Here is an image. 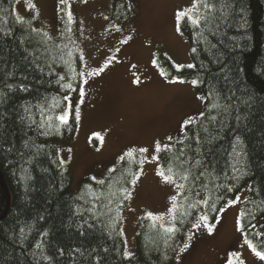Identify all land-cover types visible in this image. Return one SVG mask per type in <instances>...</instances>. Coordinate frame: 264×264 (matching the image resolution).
<instances>
[{"label":"trees","instance_id":"obj_1","mask_svg":"<svg viewBox=\"0 0 264 264\" xmlns=\"http://www.w3.org/2000/svg\"><path fill=\"white\" fill-rule=\"evenodd\" d=\"M15 1L0 0V264H163L144 242L139 256L125 254L124 189L135 170L119 166L102 186L86 180L72 191L54 143L76 130L73 118L58 117L66 96L78 99L81 56L65 38L53 41L31 18L19 19ZM197 3V31L184 27L193 67L176 74L197 81L205 99L202 140L187 161L167 150L162 165L189 191L205 187L210 217L250 183L242 226L264 251V226L253 228L264 217V0Z\"/></svg>","mask_w":264,"mask_h":264},{"label":"rangeland","instance_id":"obj_2","mask_svg":"<svg viewBox=\"0 0 264 264\" xmlns=\"http://www.w3.org/2000/svg\"><path fill=\"white\" fill-rule=\"evenodd\" d=\"M197 2L16 0L13 9L19 19L31 18L35 29L51 40L65 38L81 56L79 96L74 105L73 96L68 102L72 106L69 120L74 119L76 130L69 141L54 143L61 163L72 172V191L78 193L86 180L90 186H102L119 166L135 170L139 176L128 187L122 213L125 254L139 256L144 242L149 244L150 256L163 264H264L252 251L242 226L250 183L217 216L210 217L202 203L207 200L205 187L189 191L175 177L174 183H168L158 175L164 170L162 156L167 150L187 161L191 146L202 140L205 99L196 92L193 80L177 75L175 67L194 63L192 37L184 27L197 31ZM180 11L188 16L178 20ZM112 57L115 59L102 72L94 74ZM176 77L183 82H174ZM137 78L139 83L134 82ZM188 120L191 123L186 124ZM133 148L147 151L120 159ZM155 156L159 159H153ZM173 205L174 212L170 211ZM204 215L207 225L200 220ZM148 219L149 232L143 229ZM197 222L199 228L193 226ZM173 225L177 231L168 232ZM213 225L209 232L208 226ZM261 226L264 217L253 228ZM185 244L188 247L181 251Z\"/></svg>","mask_w":264,"mask_h":264},{"label":"snow or ice","instance_id":"obj_3","mask_svg":"<svg viewBox=\"0 0 264 264\" xmlns=\"http://www.w3.org/2000/svg\"><path fill=\"white\" fill-rule=\"evenodd\" d=\"M65 2H66V0H60V3H65ZM30 7H35V5H30ZM186 16H188V12H186V11H180V12L177 13V19L178 20H180L182 18H185ZM68 18H69V21H71L72 16H71V13L70 12L68 13ZM192 23L193 24H196V23H199V21L198 20H192ZM126 42L127 41H124V43H126ZM193 51H195V49H193ZM114 59H115V57H112L110 60L107 61V63L103 67L95 70V73L94 74H99L100 72H102L104 70V67H107V64H110L112 62V60H114ZM154 63H155V61H154ZM133 67H135V66H133ZM175 67H176L177 70H179L180 68H182L184 66L177 64V65H175ZM188 67H193V65H188ZM134 82L139 83V78H137L136 81H134ZM174 82H181L182 83L183 81L180 80L179 77H176L175 80H174ZM196 83H197V81H195V80L192 81V84L195 85ZM64 87H66L68 89H72V84L71 83L65 84ZM81 94H82V90H81ZM65 100H69V97L66 96L65 97ZM71 115H72V106L69 103L67 110L63 114H61L58 117V119L62 123H67L68 120H69V118L71 117ZM75 115H76V119L78 120L79 119V111L78 110L76 111V114ZM185 123L186 124L187 123H191V120H188ZM94 135H96L98 138L102 139V137H99V134H94ZM169 139H171V138H169ZM167 147H168L167 145L164 146V148H167ZM137 151L143 153V152H146L147 149L146 148H140V149L133 148V149H130L123 156H121L120 159L121 160H124L125 157L133 158L134 157V153L137 152ZM157 151H160L159 144H157ZM153 159H157L158 160L159 157L158 156H155V157H153ZM140 163H143V161H140ZM199 163H200V161H197V164H199ZM158 175L165 182H168V183H174L175 182V179H174L175 173L173 172V170H172L171 167H169L167 169V172H165L164 170H160L158 172ZM185 178H187V176H185ZM137 179H139V176L138 175H134L131 183L134 185L136 183ZM177 187L178 188H182L183 185H177ZM124 191L127 192L128 190L127 189H124ZM129 195H130V193H129ZM175 199H176V197H172V200L173 201H175ZM235 202L236 201H229V203H235ZM202 203H205L206 204L207 201H202ZM170 211H172V212L175 211V205H173V209L170 210ZM148 216L153 217V214L152 213H148ZM153 219H157V217H153ZM173 219H175V216L174 215H173ZM200 220L204 223V225H207V223H208V217L206 215L200 217ZM193 226L196 227V228H199L201 225H200L199 222H197ZM213 227H214V225L213 226H208V231L211 232L213 230ZM240 230H242V226H241ZM167 231L168 232H175V231H177V229H176L175 225H173V227L167 229ZM189 239H190V237H189ZM248 243L251 246L252 251L254 252V254L257 255L260 259L264 260V251H258L255 245H252L250 241ZM187 247H188V245L185 244L184 248H182L181 251H184ZM232 255L235 256L236 253H233ZM229 264H231V262H229Z\"/></svg>","mask_w":264,"mask_h":264}]
</instances>
